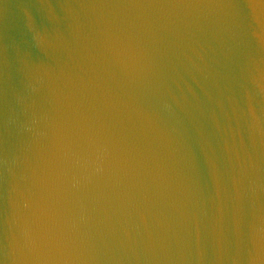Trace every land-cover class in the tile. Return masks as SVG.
<instances>
[{
	"label": "water",
	"instance_id": "95a60500",
	"mask_svg": "<svg viewBox=\"0 0 264 264\" xmlns=\"http://www.w3.org/2000/svg\"><path fill=\"white\" fill-rule=\"evenodd\" d=\"M0 264H264V0H0Z\"/></svg>",
	"mask_w": 264,
	"mask_h": 264
}]
</instances>
